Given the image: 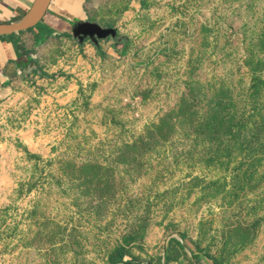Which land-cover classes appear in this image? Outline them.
I'll return each instance as SVG.
<instances>
[{
	"label": "rangeland",
	"instance_id": "374dc122",
	"mask_svg": "<svg viewBox=\"0 0 264 264\" xmlns=\"http://www.w3.org/2000/svg\"><path fill=\"white\" fill-rule=\"evenodd\" d=\"M84 12L0 77V264H264V0Z\"/></svg>",
	"mask_w": 264,
	"mask_h": 264
},
{
	"label": "crops",
	"instance_id": "0c3cea01",
	"mask_svg": "<svg viewBox=\"0 0 264 264\" xmlns=\"http://www.w3.org/2000/svg\"><path fill=\"white\" fill-rule=\"evenodd\" d=\"M90 0H51L42 20L32 29L11 35V39L0 38V77L9 80L20 72L30 59L25 57L19 40L30 38L42 40L48 36L68 35L77 25L85 22V4ZM34 0H0V23H10L24 17ZM2 79V80H3ZM3 80V81H4Z\"/></svg>",
	"mask_w": 264,
	"mask_h": 264
},
{
	"label": "water",
	"instance_id": "95a60500",
	"mask_svg": "<svg viewBox=\"0 0 264 264\" xmlns=\"http://www.w3.org/2000/svg\"><path fill=\"white\" fill-rule=\"evenodd\" d=\"M51 0H34L27 14L21 19L10 22L0 23V37L11 36L34 28L44 17ZM73 36L80 41L90 40L97 43L99 39H106L108 36L115 38L116 32L111 28H103L99 24L85 21L77 25Z\"/></svg>",
	"mask_w": 264,
	"mask_h": 264
},
{
	"label": "trees",
	"instance_id": "16d2710c",
	"mask_svg": "<svg viewBox=\"0 0 264 264\" xmlns=\"http://www.w3.org/2000/svg\"><path fill=\"white\" fill-rule=\"evenodd\" d=\"M8 85V83L7 84H4L3 86H7ZM120 258V257H119Z\"/></svg>",
	"mask_w": 264,
	"mask_h": 264
}]
</instances>
